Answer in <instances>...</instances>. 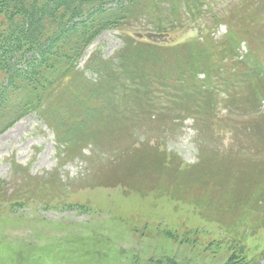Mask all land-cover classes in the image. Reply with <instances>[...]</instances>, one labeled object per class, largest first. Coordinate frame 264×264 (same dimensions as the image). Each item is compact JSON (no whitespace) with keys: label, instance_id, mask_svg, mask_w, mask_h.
<instances>
[{"label":"trees","instance_id":"obj_1","mask_svg":"<svg viewBox=\"0 0 264 264\" xmlns=\"http://www.w3.org/2000/svg\"><path fill=\"white\" fill-rule=\"evenodd\" d=\"M233 1L217 15L212 11L210 0H0V133L20 113L35 111L44 118L57 141L62 142L60 144L74 146L75 139L84 141V130L82 138H76V133L82 126L90 129L96 124L90 114L98 107L76 104L59 111L55 103L61 97L65 101L63 90L73 86L81 75L76 63L88 43L106 28L118 30L127 38L119 56L127 60H120L117 67L111 63L99 66V77L104 82L101 92L108 88V92L111 90L115 95L121 92L126 98L127 91L131 90L135 95L131 100L138 105L139 112L128 109L135 120L138 114L140 119L148 120L144 117L146 112L151 118L158 117L152 115L154 113L162 116L178 109L196 114V122H202L198 136L204 131L211 134V126L215 125L222 130L233 131L231 140L234 144L228 147L215 145L206 163L202 160L183 168L175 154L164 153L156 146L124 147L118 141L117 153L111 154L116 152L113 143L106 152L108 162L101 165L99 172L112 173L128 162L127 177L131 175L136 182L130 188L141 195L150 190L187 202L198 209L202 218L214 221L225 229L228 236L236 239L246 234L238 232L242 226H249L251 233L256 228L263 229L264 124H260L264 122V113L259 107L264 105V0ZM163 2L166 3L161 5ZM206 10L211 11L214 22L205 32L200 27L199 34L204 38L202 44L212 45L209 42L212 27L226 24L222 39L210 50L206 47L207 54L200 49L202 44L190 41L176 46L182 47L180 51L188 56L183 63L172 66L165 62L160 70L153 65L151 72L138 74L126 71L132 64L137 67L139 61L154 58L142 57L151 56L155 49L161 47V44L145 41L147 47H155L149 51L131 32L168 33L188 22L201 21ZM132 40L139 44L131 46ZM242 42L248 45V50L239 55L237 50ZM238 58L247 59V62ZM195 60L199 63L195 64ZM184 64L192 67L215 65L216 72L209 69L200 72L205 77L197 83L195 79L199 70H188ZM85 68L92 69L89 65ZM221 76H224L221 83H226V86L223 84L226 90L217 87L215 80ZM126 77L139 79L137 87L128 89L122 82ZM81 79L85 81L82 76ZM156 84H162L165 91L171 89L170 93L167 92L170 95H160ZM247 84L252 88L240 89ZM94 86L87 81L84 95L90 100L98 97ZM245 92L247 94L243 96ZM159 97L162 105H156L155 98L159 100ZM100 98L104 101L105 94ZM142 98L146 100L145 106L139 104ZM250 99L254 102L252 106L241 107ZM178 102L180 106L175 105ZM100 111L103 113L104 110ZM220 111L232 120L225 119L220 123L224 114L221 115ZM151 118L146 122L150 123ZM98 128L88 131H93L95 143L106 138ZM21 174L20 187H32L28 169L25 168ZM31 179L36 183V177ZM2 183L0 181V185ZM37 186L41 188L44 185ZM252 260L245 259L242 253L243 264H257Z\"/></svg>","mask_w":264,"mask_h":264},{"label":"rangeland","instance_id":"obj_2","mask_svg":"<svg viewBox=\"0 0 264 264\" xmlns=\"http://www.w3.org/2000/svg\"><path fill=\"white\" fill-rule=\"evenodd\" d=\"M210 1L212 11L218 15L233 0ZM213 22L211 11L206 10L201 21L188 22L168 33L131 32L134 38L141 41L139 43L143 48L149 51L155 49L147 47L145 41L161 44V47L155 49L151 56L142 57L154 58L139 61L137 67L131 63L126 71L138 74L151 72L153 65L160 70L165 62L172 66L183 63L188 56L180 51L182 47L176 46L190 41L202 44L204 38L199 34L200 27L205 32L211 29ZM225 32V23L212 27L209 34L212 45L202 44L200 49L207 54V49L215 46ZM255 38L261 40L260 37ZM126 40V36L118 30H102L77 60V70L81 74L76 78L77 82L66 89V85L63 86L65 101L61 97L55 103L59 111L76 104L98 107L99 111L96 109L90 114L96 124L90 129L82 126L76 133V138H82L84 130V141L75 139L74 146L60 144L62 142L57 141L44 118L35 111L20 113L0 133V181H3L0 185V264H243V252L245 259L264 264L261 256H264V228H256L251 233L249 226L241 225L238 232L246 234L242 239H236L228 236L225 229L214 221L202 218L198 209L187 202L150 190L146 195L133 191L130 187L136 182L131 175L127 177L128 162L112 173L99 172L101 165L108 162L106 152L113 143L116 152L111 154L117 153L118 141L124 147L156 146L164 153L175 154L183 168L202 160L206 163L215 145L228 147L234 144L231 140L233 131L222 130L215 125L211 126L212 135L204 131L198 136L202 122H196V114L178 109L162 116L154 113L152 115L158 117L151 118L146 112L144 117L151 118L150 123L143 117L140 119L139 114L135 120L128 109L138 110V105L131 100L135 97L131 90L127 91L126 98L119 91L118 95L111 90L108 92L104 86L101 92L104 82L99 77V66L111 63L117 67L120 60L123 62L119 53ZM139 43L132 40L131 46ZM247 46L242 42L238 54H245ZM158 58L162 59L158 61ZM178 58L182 59L176 61ZM239 60L247 62V59ZM195 61V64L199 63ZM86 65L92 69L85 68ZM184 67L199 70L195 79L197 83L205 77L200 72L206 69L216 72L215 65L192 67L184 64ZM88 80L95 85L93 89L99 99L90 100L84 95ZM138 80L126 77L122 82L132 89L137 87ZM215 81L219 90L224 88L223 84L226 86V83H221L224 76ZM156 85L160 95H170L171 89L165 91L162 84ZM244 87L252 88L247 84L240 89ZM151 88L154 89L152 85ZM103 93L106 98L100 101ZM245 94L247 92L243 96ZM155 100L156 105H162L160 97ZM173 100L180 101L178 98ZM139 104L145 106L146 100L142 98ZM252 104L254 102L250 99L241 107ZM175 105L181 104L178 102ZM259 110L264 113V105ZM219 113H224L220 115V123L225 119L232 120L224 111ZM262 124L264 122L260 126ZM93 127H99L102 130L100 133L110 141L104 138L95 143L92 140L93 131L88 132ZM25 168L31 178L37 179L35 183L30 178L32 187L28 189L20 187L19 177ZM37 184L44 186L40 188Z\"/></svg>","mask_w":264,"mask_h":264}]
</instances>
